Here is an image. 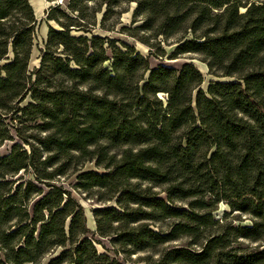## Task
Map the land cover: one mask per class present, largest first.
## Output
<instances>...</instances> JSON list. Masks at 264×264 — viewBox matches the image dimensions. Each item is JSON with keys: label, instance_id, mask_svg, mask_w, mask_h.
<instances>
[{"label": "trees", "instance_id": "16d2710c", "mask_svg": "<svg viewBox=\"0 0 264 264\" xmlns=\"http://www.w3.org/2000/svg\"><path fill=\"white\" fill-rule=\"evenodd\" d=\"M95 1L49 7L59 27L29 71L33 7L0 0V126L10 114L37 132L17 133L29 149L0 154V264H40L66 244L48 264H124L98 252L83 207L53 181L92 160L104 172L78 173L75 188L117 201L93 210L115 252L156 255L139 264H264V0H129L142 28L176 39L171 58L199 54L210 73L234 78L195 94L203 74L193 63L152 68L133 46L91 34ZM7 139L5 127L0 145ZM20 170L33 176L26 184L8 179ZM220 202L251 224L216 219Z\"/></svg>", "mask_w": 264, "mask_h": 264}, {"label": "rangeland", "instance_id": "374dc122", "mask_svg": "<svg viewBox=\"0 0 264 264\" xmlns=\"http://www.w3.org/2000/svg\"><path fill=\"white\" fill-rule=\"evenodd\" d=\"M29 3H31L33 7L34 17L36 19L34 27L35 34L32 42L33 47L29 59L30 71L31 69L38 67L40 64V56L45 47L44 43L47 38L48 29L50 27H59L54 21L49 20L46 17L49 7L60 4L61 7L66 10L68 0H29ZM88 6L89 8L86 12H88L87 16L90 19L89 22L92 23L88 24L91 34H96L99 36L101 35L107 37L108 39H113L116 44L122 47H124V45L133 46L135 52L140 53L142 56L148 57L150 67L155 68L158 66V64H164L166 66L175 67L178 69L183 63L187 61L193 63L194 66L203 74V81L201 85L194 90V94L198 89H203V91H206L211 81H231L234 79L233 77L218 75L215 76L210 73L202 55L200 56L199 54L195 53H187L179 55L176 58H171L170 55L177 44L176 39L172 38L164 40L161 35L158 37L154 36V31L142 28L145 17L144 15L141 16L135 14V8L137 6L135 1H120L107 6L106 3H103V0H96L95 2H89ZM74 33L80 34L79 32ZM4 62L5 61L2 60L0 65ZM111 62L112 61L110 59L104 64L110 68ZM159 95L165 99L164 94L160 93ZM27 101L28 99L22 102V104H26ZM2 116L5 117H2L3 124L0 126V130H3V128L7 127L13 140L7 139L3 141V144L0 145V154L3 155L9 153L12 148L11 146L17 142L22 143L23 147L29 149V146L22 142L17 133L19 132L22 134V136H31V134L34 135L37 133L36 130L33 127H30L31 124L20 122V120L14 118L13 115L7 114ZM90 170L96 171L98 173L104 172V169L97 166L95 160H92L83 164L78 171H75V173L69 171L66 173V175L56 178L53 181L56 184L62 185V187L70 190L72 198L79 202L83 207L84 216L86 217V227L90 231L89 235H92L94 239V245H96L98 252L105 254L107 253L113 258L123 261L124 264H139L142 263L146 257H156V255L151 251L139 252L130 255L129 257H124L122 253L119 254L115 252L114 246L110 243L111 236L101 237L96 234L93 210L95 208L116 207L117 201H115V198H105V192L98 188H92L89 191H83L77 187L75 188V184L78 181V173ZM32 177L33 176L30 175L29 172L20 170L18 174L9 176L8 179L13 180L16 184L18 182H24V184H26L28 180L32 179ZM41 186L43 189L47 190V187L44 185ZM155 189L157 191L161 190V188ZM160 195L162 197L164 194L162 193ZM177 204L185 206L180 202ZM212 213L216 219L225 218L226 221H230L233 224L249 225L252 222L250 216L237 211H231L225 202H220V204L217 206V209ZM171 222L172 220H165L161 223L155 224L154 228L158 227L165 230ZM240 241V245L245 248H253L256 245L261 244L251 243L243 240ZM186 242L187 239L182 237L170 245H185L187 244ZM68 247L69 246L66 244L65 247H57L54 250L49 251L48 254L41 258L40 264H48L49 259L58 256L63 251V249ZM262 247H264V242H262Z\"/></svg>", "mask_w": 264, "mask_h": 264}, {"label": "water", "instance_id": "95a60500", "mask_svg": "<svg viewBox=\"0 0 264 264\" xmlns=\"http://www.w3.org/2000/svg\"><path fill=\"white\" fill-rule=\"evenodd\" d=\"M188 62V61H187ZM187 62H185V63H187ZM185 63H183V64H185ZM182 66V65H181ZM181 66L179 67V69H181Z\"/></svg>", "mask_w": 264, "mask_h": 264}]
</instances>
